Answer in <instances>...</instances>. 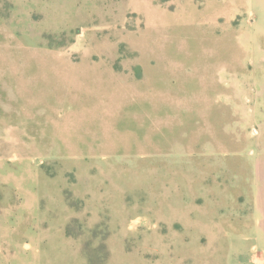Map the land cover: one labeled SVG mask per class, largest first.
I'll use <instances>...</instances> for the list:
<instances>
[{
    "label": "rangeland",
    "instance_id": "rangeland-1",
    "mask_svg": "<svg viewBox=\"0 0 264 264\" xmlns=\"http://www.w3.org/2000/svg\"><path fill=\"white\" fill-rule=\"evenodd\" d=\"M252 59L264 0H0V264H264Z\"/></svg>",
    "mask_w": 264,
    "mask_h": 264
},
{
    "label": "crops",
    "instance_id": "crops-1",
    "mask_svg": "<svg viewBox=\"0 0 264 264\" xmlns=\"http://www.w3.org/2000/svg\"><path fill=\"white\" fill-rule=\"evenodd\" d=\"M255 61L252 59L250 61H238V67H237V73L234 76V85H237L239 88V92L241 90H245L250 95H256L257 99V106L258 109L264 110V83L261 80L260 76H257V68L255 66ZM259 100H263L262 102H259ZM259 134V131L258 133ZM4 141H12V142H19L18 138L11 133H6L0 135V142ZM15 174L9 173L7 176L5 174L0 173V184L2 182L3 189L7 194H11V197L9 200H12V198L19 192L21 194L20 196H27L30 194V190H27V188L24 186L23 188L19 186L17 183H15ZM27 191L29 193H27ZM24 194V195H23ZM27 194V195H26ZM11 204V203H10ZM9 204V205H10ZM11 206V205H10Z\"/></svg>",
    "mask_w": 264,
    "mask_h": 264
}]
</instances>
